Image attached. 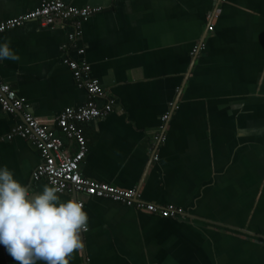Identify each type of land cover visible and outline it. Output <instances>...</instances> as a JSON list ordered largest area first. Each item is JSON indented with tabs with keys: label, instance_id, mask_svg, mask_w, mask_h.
<instances>
[{
	"label": "crops",
	"instance_id": "1",
	"mask_svg": "<svg viewBox=\"0 0 264 264\" xmlns=\"http://www.w3.org/2000/svg\"><path fill=\"white\" fill-rule=\"evenodd\" d=\"M64 2L102 8L82 20L76 43L90 75L115 99L108 115L81 125L88 146L81 173L184 211L163 218L110 199L58 194L82 200L88 216L84 246L70 264H264V0ZM40 3L0 0V21ZM71 29L30 20L0 34L19 56L0 60V76L45 124L87 100L62 62L78 58L71 46L60 48ZM166 112L165 140L151 149ZM20 118L0 105V167L41 191L48 183L31 180L42 162L37 148L2 139ZM51 127L72 153L75 145ZM0 264H16L2 244Z\"/></svg>",
	"mask_w": 264,
	"mask_h": 264
},
{
	"label": "built area",
	"instance_id": "2",
	"mask_svg": "<svg viewBox=\"0 0 264 264\" xmlns=\"http://www.w3.org/2000/svg\"><path fill=\"white\" fill-rule=\"evenodd\" d=\"M101 9L99 6H74L67 4L64 0H41L38 7L0 21V34L30 20H38L43 27H53L59 22L68 23L72 29L68 33L67 41L62 43L60 48L65 49L71 46L78 58L64 56L62 62L71 70L76 86L83 88L87 93V100L82 105L65 108L50 125L40 122L33 116L25 99L17 95L0 76L2 110L11 114L18 112L21 114L20 120L10 127L2 139L11 140L19 137L29 140L42 157V162L31 172V180L34 182L45 180L50 186L52 181H56L63 188V192L58 194H82L87 197L105 198L163 218H181L184 211L177 205L172 203L156 205L146 202L140 198V193L136 189H120L107 182L88 178L80 171V164L88 151L87 140L81 125L108 115L115 103V99L108 94L99 80L90 75V65L83 58L85 49L81 46L77 47L76 43L81 36L82 20ZM207 19L209 21L207 30L212 31L213 15L207 14ZM202 47L203 42H198L191 50V54L196 55ZM169 107L174 109L175 104L170 102ZM168 117L169 112L160 117L158 132L151 140V149L155 150L158 144L164 142V130ZM52 125L75 145L72 153H66L63 150L62 139L52 129ZM157 158L154 154L153 159L157 160ZM80 201L83 203L82 200Z\"/></svg>",
	"mask_w": 264,
	"mask_h": 264
},
{
	"label": "clouds",
	"instance_id": "3",
	"mask_svg": "<svg viewBox=\"0 0 264 264\" xmlns=\"http://www.w3.org/2000/svg\"><path fill=\"white\" fill-rule=\"evenodd\" d=\"M10 41L0 43V60H19ZM56 181L41 191H31L0 167V244L16 264H70L84 245L88 216L75 198L62 200Z\"/></svg>",
	"mask_w": 264,
	"mask_h": 264
}]
</instances>
